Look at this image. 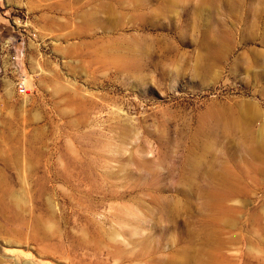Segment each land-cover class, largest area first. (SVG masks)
Listing matches in <instances>:
<instances>
[{"label": "rangeland", "instance_id": "374dc122", "mask_svg": "<svg viewBox=\"0 0 264 264\" xmlns=\"http://www.w3.org/2000/svg\"><path fill=\"white\" fill-rule=\"evenodd\" d=\"M0 264H264V0H0Z\"/></svg>", "mask_w": 264, "mask_h": 264}, {"label": "built area", "instance_id": "2783aa9c", "mask_svg": "<svg viewBox=\"0 0 264 264\" xmlns=\"http://www.w3.org/2000/svg\"><path fill=\"white\" fill-rule=\"evenodd\" d=\"M19 89L21 90V91H23L25 88H24V85L23 84H19Z\"/></svg>", "mask_w": 264, "mask_h": 264}]
</instances>
